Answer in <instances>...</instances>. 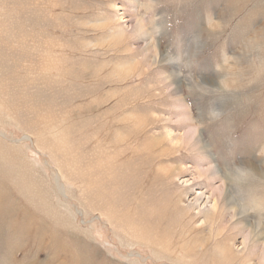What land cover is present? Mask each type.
<instances>
[{"label": "rangeland", "instance_id": "obj_1", "mask_svg": "<svg viewBox=\"0 0 264 264\" xmlns=\"http://www.w3.org/2000/svg\"><path fill=\"white\" fill-rule=\"evenodd\" d=\"M0 264H264V0H0Z\"/></svg>", "mask_w": 264, "mask_h": 264}, {"label": "bare ground", "instance_id": "obj_2", "mask_svg": "<svg viewBox=\"0 0 264 264\" xmlns=\"http://www.w3.org/2000/svg\"><path fill=\"white\" fill-rule=\"evenodd\" d=\"M190 134H191V132H190ZM189 134V137L191 138V140H193V137H195V135L194 134H192V135H190ZM189 139V138H188ZM189 142V141H188ZM219 189H217V191H218ZM220 194H216L215 193V198H216V201H215V203H214V206H218V204L219 203H222L223 202V200H224V198L223 197H226L225 196V192L224 191H222L221 190V192H219ZM217 208V207H216ZM237 214V213H236ZM247 238V237H246ZM248 239V238H247ZM254 242V241H253ZM246 245V244H245Z\"/></svg>", "mask_w": 264, "mask_h": 264}]
</instances>
